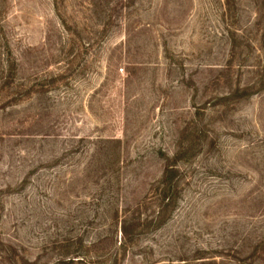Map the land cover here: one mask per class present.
<instances>
[{"label": "rangeland", "instance_id": "rangeland-1", "mask_svg": "<svg viewBox=\"0 0 264 264\" xmlns=\"http://www.w3.org/2000/svg\"><path fill=\"white\" fill-rule=\"evenodd\" d=\"M0 264H264V0H0Z\"/></svg>", "mask_w": 264, "mask_h": 264}, {"label": "trees", "instance_id": "trees-1", "mask_svg": "<svg viewBox=\"0 0 264 264\" xmlns=\"http://www.w3.org/2000/svg\"><path fill=\"white\" fill-rule=\"evenodd\" d=\"M71 260V259H70ZM63 262V261H62ZM67 261H64L63 263H66Z\"/></svg>", "mask_w": 264, "mask_h": 264}]
</instances>
